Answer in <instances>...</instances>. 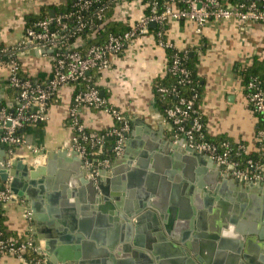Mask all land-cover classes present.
Wrapping results in <instances>:
<instances>
[{"label": "crops", "instance_id": "crops-1", "mask_svg": "<svg viewBox=\"0 0 264 264\" xmlns=\"http://www.w3.org/2000/svg\"><path fill=\"white\" fill-rule=\"evenodd\" d=\"M69 2L70 0H0V47L12 48L18 44L23 37L25 28L33 19L39 17L44 9H48L52 15L51 11L54 14L55 9L66 7ZM140 11L136 5L134 14L137 15ZM119 23L124 25L122 20ZM165 36L179 51H186L189 56L195 54L198 59L197 73L204 85V96L198 105V109L203 118L206 135L217 140L226 139L232 144L243 143L248 153L259 151L255 143L258 118L246 100L242 76L239 75L237 69L239 66L250 65L253 59L259 61L264 57V23H243L235 19L209 21L204 25L202 31L197 33L192 22L169 21L165 27ZM39 52H22L18 55L16 53V56L22 73L42 82L49 78L51 66L47 55L41 56V52ZM167 62V52L157 45L156 39L151 33L134 39L119 56L115 57L111 67L98 75V84L108 102L130 120V130L126 141L129 140V137H134L146 142V145H158L165 157H169L168 151L171 150L168 141L177 146L183 138L175 139L172 136L171 126L165 120L163 112L155 105L153 84L156 78L163 76ZM7 86V69L2 67L0 68L1 105H7L13 100V95ZM73 92L74 86L72 85L59 88L47 108V119L44 122L28 124L24 128L26 144L37 148L38 152L32 154L26 146H20L16 150V156L21 157L23 162L32 163V160L38 157L40 159L38 166L49 165L53 168L55 174L52 176L50 191L59 196L61 194L60 197L57 196L58 198H61L62 194L65 193L67 195L66 202L77 205L78 208L75 210L79 209V212L74 218L75 223L77 222L78 226L81 225L89 231V236L83 237L84 242L79 243V247L77 245L74 248L65 244L56 245L53 253L57 252L58 256L66 258L75 259L77 257L78 260L93 259L85 264H132L136 262L134 260L135 249L143 251L153 260V264H158L152 254L153 248L150 250L144 247L150 243L153 246L157 241L153 237L149 238L143 229L139 232L133 231L131 240L127 244L129 246H122V249L118 251V244H113V247L109 249L110 242L113 243L117 237L121 236L116 231L118 221L101 218L104 208L96 209V213L100 214L99 219L95 215L93 218L91 214L86 213L87 209H81V206L88 201L89 196L87 179L82 175V172L88 168L82 159L83 167L78 165L76 169L73 158L69 154L71 152L69 146H72V130L68 115ZM78 116L87 128L95 131L108 129L115 124L112 116L102 110L83 107L79 110ZM178 148V152L182 156L180 162L184 164L186 161L183 158L186 159L189 155L180 151L184 145L178 146ZM125 149L124 147L120 156L112 159L109 167L113 166L116 159L125 153ZM43 155L46 157L45 160ZM79 157L81 156L79 155ZM138 158L143 159V157L136 156L134 160ZM163 158L158 157L156 160L164 163ZM125 165V163L119 162L114 167L121 169ZM180 169L184 173L188 167L185 165ZM214 169L215 166L212 165L205 172V176L210 177ZM262 171L264 172V162ZM220 174L223 176L227 173L221 169ZM230 178L234 179L232 176ZM126 191L131 193V188H127ZM159 192L164 193V190ZM239 192L242 190L238 189L235 192L234 201L231 204L241 203L237 200L238 194L240 195ZM126 194L127 192L125 198H128ZM202 195L204 192L199 198L203 204L204 197L202 198ZM246 195L249 196L250 194L247 192ZM253 195H255L253 201L249 200L242 205L238 204L240 208L242 206L241 212L243 214L250 212L252 205L255 206L257 202L261 205L263 196L258 193ZM166 197L171 196L166 195ZM129 199L131 201V197ZM132 199L134 200L135 197ZM95 205L96 207L99 206L98 204ZM202 207L197 215L199 225L204 229L205 234H214L209 229L211 213ZM24 208H26V203L22 200L9 202L4 205L1 214L4 216V224L8 231L21 237L33 239L34 220L31 215L29 219L23 218L22 211ZM80 211L83 214H80ZM176 213L175 211V214H171L170 217L179 219ZM241 219L246 218L242 217ZM73 222L71 221V223ZM133 222L134 220H131L135 229ZM44 226L46 231L41 230L40 233L46 237L48 226L41 224L37 227L40 229ZM134 237H136V241H140L144 245L142 248L132 244ZM219 245V238L208 240L205 248H200L199 242H196L195 253L188 252L189 259L186 260H180L181 257L177 253L172 256L164 248H155V250L160 252L159 264H200L195 256L207 259L209 264H235L231 259L229 250H225ZM40 253L45 258L41 249L38 254ZM0 264L29 263L12 256L1 255Z\"/></svg>", "mask_w": 264, "mask_h": 264}, {"label": "built area", "instance_id": "built-area-1", "mask_svg": "<svg viewBox=\"0 0 264 264\" xmlns=\"http://www.w3.org/2000/svg\"><path fill=\"white\" fill-rule=\"evenodd\" d=\"M106 1L108 0H72L71 9L36 19L29 24L24 30L21 41L12 48L0 47V68L7 69V87L13 95L10 106L7 104L0 107V143L5 147L7 167L16 157V150L20 146H26L32 154L38 152L37 148L26 144L24 128L28 124L44 122L47 119L46 111L49 103L58 89L72 85L74 92L68 115L72 130V147L84 160L91 176L96 178L99 170L108 167L112 159L123 153L130 130L129 118L112 106L101 94L98 75L111 67L112 61L129 43L140 36L152 33L158 46L165 51L172 50L163 76L167 73L174 76L176 84L169 86L159 84L157 91L163 98L171 95L178 98L177 85L189 83V71L182 64L183 56L180 53L183 51H179L166 39L164 26L169 21L192 22L197 33H200L209 21L235 19L243 23H264V0H166L162 11L158 10L157 0L149 2L109 0L115 4L114 18L120 22L122 20L127 28L120 33H106L104 41L100 43L85 44L81 39L71 43V40H75L85 29L91 30L95 27L100 30L104 26L101 20H103ZM94 4L98 5L99 9L90 15L89 9ZM136 5L141 10L137 15L134 14ZM97 20H100L99 25L95 24ZM69 21L73 22L71 26L67 25ZM150 23H155L157 30L153 31ZM77 44H82V49L76 48ZM14 51L13 57L11 53ZM31 51H40L41 56L47 55L51 73L45 81L34 80L21 71L16 53L18 55ZM2 57L7 60H1ZM88 71L90 74H87ZM260 83L255 78L249 81L245 96L252 111L261 117L264 126V89L261 88ZM196 98L197 94L191 97H179L165 108L164 117L171 126L172 136L175 139L183 137L191 148L218 162L223 171L233 178L242 181L263 180V163H254L248 159L247 164L252 167V171L241 168L238 161L231 159L232 146L228 141L213 144L205 139V125L201 121V113L195 107ZM83 107L110 114L115 124L102 131L87 128L78 116L79 110ZM110 138L114 140V144L108 152L105 143ZM255 143L264 144V127L257 129ZM236 145L237 153L246 152L243 143ZM19 200L9 189L8 184L2 181L0 209L9 202ZM30 215V211L24 208L23 218L29 219ZM38 252L40 248L35 245L31 237L19 239L8 237L3 240L0 238L2 255L24 261L26 256L35 253L40 259L34 264H44L42 253L38 254Z\"/></svg>", "mask_w": 264, "mask_h": 264}, {"label": "water", "instance_id": "water-1", "mask_svg": "<svg viewBox=\"0 0 264 264\" xmlns=\"http://www.w3.org/2000/svg\"><path fill=\"white\" fill-rule=\"evenodd\" d=\"M150 26L154 28L155 23H150ZM133 138L129 137V140L125 141V153L116 159L113 166L99 170L96 178L91 176L89 169L82 172L87 179L89 196L81 209H87L86 213L99 219L100 214L96 213V209L104 208L101 218L118 221L116 231L121 236L113 243L110 242L109 249L113 244H118V251L122 246H129L127 244L133 231L139 232L143 229L149 238L153 237L157 243L153 245L154 247L150 245L151 243L144 246L134 237L132 244L150 250L153 248L152 254L158 264L160 252L155 248H164L172 256L177 253L181 257L180 260H186L189 259L188 252L195 253L196 242H199L200 248H205V244L211 238L220 239L219 247L229 250L235 264H264V180L242 181L230 178L229 174L221 176L220 164L191 148L184 138L177 146L168 141L171 147L168 151L170 158L162 155L158 145H146V142ZM181 145H184V148L180 151L189 155L186 159L183 158L186 161L184 164L180 162L182 156L178 152V146ZM69 148L74 167L76 169L78 165L83 167L82 158L71 145ZM0 149V180L8 184L9 189L26 203V209L31 212L35 224L32 228L33 241L44 252V264H85L93 260L66 258L58 256L57 252L53 253L56 245L79 247V243L84 242L83 237L89 236L88 229L85 230L86 228L75 223L74 218L79 212V209L75 210L78 208L77 205L68 204L65 193L58 198L61 194L59 196L50 191L52 176L55 174L53 168L49 165L38 166L40 161L38 157L30 163L23 162L19 156H16L7 167L3 144H0ZM43 156L45 160L46 157ZM136 156L143 159L134 160ZM158 157H164L165 162H158L156 160ZM119 162L126 165L117 169L114 166ZM185 165L188 167L187 172L182 173L180 168ZM212 165L215 166L214 172L207 178L205 172ZM127 188H131V193L126 191ZM238 189L242 190L237 196L241 203L231 204ZM163 190L164 193L159 192ZM126 192L128 198H125ZM203 192L202 204L199 198ZM247 192L249 196L246 195ZM255 193L263 196L261 205L257 202L255 206L252 205L250 212L243 214L241 212L243 208L238 204L253 201ZM166 195L171 197L168 198ZM95 204L99 206L96 207ZM201 207L211 213L209 229L214 234H205L199 225L197 215ZM175 211L179 216L177 220L170 217ZM80 214L83 212L80 211ZM242 217L247 221H243ZM131 220H134L135 229ZM41 224L48 226L46 237L40 233L41 230L46 231L45 226L40 229L37 227ZM134 257L136 262L132 264H153V260L143 251L134 249ZM195 257L200 264H209L207 259Z\"/></svg>", "mask_w": 264, "mask_h": 264}, {"label": "trees", "instance_id": "trees-1", "mask_svg": "<svg viewBox=\"0 0 264 264\" xmlns=\"http://www.w3.org/2000/svg\"><path fill=\"white\" fill-rule=\"evenodd\" d=\"M143 1L149 2V1H153V0H143ZM157 1H158V10L162 11L163 10V3L166 0H157ZM71 4H72V0H70L69 4L66 7H64L62 9H58V10L55 9V13L57 14V13L65 12L66 10L71 9ZM97 9H99V6L94 4L89 9L88 14L92 15ZM114 10H115L114 2H112V1L110 2L109 0L106 1L105 2V10L103 12V20H101V22H104V26L100 30L95 29V27H94V29H91V30L85 29L84 31L80 32L77 35V38L75 40L72 39L71 43H75L77 39L78 40L81 39L85 44L100 43V42L104 41L106 33L123 32L127 27L120 24L119 21H117L113 18ZM146 12H147V9H146ZM49 15H50L49 10L44 9V12L42 14H40L39 17L33 19L29 24L36 21V19L43 18V17L49 16ZM72 24H73L72 21H69L67 23L68 26H71ZM95 24L99 25L100 20H97L95 22ZM165 27H166V25L164 26V29H165ZM152 30L153 31L157 30V27L153 28ZM82 47H83L82 44H77V46H76V48H79V49H82ZM166 52H167L168 63H169L172 50L168 49ZM11 55L14 57L15 51L13 53H11ZM180 55L183 56V63L182 64L189 71V83L186 82L183 85H177V90H178L177 96H178V98L179 97H191L193 94H197V98L195 100V107L198 109V105L201 103L203 96H204L203 95L204 85L201 81L200 76L197 73L198 59H197L195 54L189 56L187 53L183 54V52H182V53H180ZM5 59L6 58H4V57L1 58V60H4V61H5ZM237 70H238L239 75L242 76L243 85L245 87V89H244L245 93H247L246 86H247L248 82L251 81L253 78L259 80L261 82L260 83L261 88L264 89V57L262 58V60H259V61L256 59H253V62L250 65H247L245 67L239 66V68ZM175 82H176L175 77L170 75L169 73H167L163 77L156 78V80L154 81L153 92L155 95V105H156V107H158V109L161 112H163V114H164L165 108H167L170 104L177 101L178 98H176L175 95H171V96H168L166 98L161 97L157 91V85L163 84V85L169 86L172 84H176ZM102 95L106 99L104 94H102ZM250 109L252 110L251 106H250ZM254 114L258 118L257 129L263 128L264 126H263V123L261 121V117L259 115H257L256 113H254ZM201 118H202V116H201ZM201 121H203V118L201 119ZM205 139L208 142H211L213 144H220L222 141H228V140L223 139V138H221L220 140L209 138L206 135V132H205ZM113 144H114V140L112 138L108 139L107 142L105 143V149L109 152V150L111 149ZM230 145L232 146L231 159L238 161L241 168H246L249 171H252V167H249V165L247 164L248 159H251L254 163H263L264 162V160H263L264 144L263 145L256 144V147L259 149V151L252 152V153H248L245 151H239L237 153L236 152L237 145L232 144V143H230ZM0 186H2L1 180H0ZM1 212H2V209H0V231L2 232V234L0 235V238L2 240L6 239L8 237H13L16 239L22 238L23 236L22 237L18 236V234L12 233V232L7 230V228L4 224L5 223L4 216H2ZM1 255L2 254H0V256ZM25 258H26L25 261L27 263L34 264L38 261V259H40V256L36 255L35 253H31L28 256H26Z\"/></svg>", "mask_w": 264, "mask_h": 264}, {"label": "rangeland", "instance_id": "rangeland-1", "mask_svg": "<svg viewBox=\"0 0 264 264\" xmlns=\"http://www.w3.org/2000/svg\"><path fill=\"white\" fill-rule=\"evenodd\" d=\"M19 236V235H18Z\"/></svg>", "mask_w": 264, "mask_h": 264}]
</instances>
